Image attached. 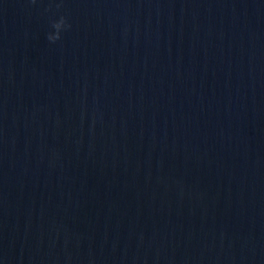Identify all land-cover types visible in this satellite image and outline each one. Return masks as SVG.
<instances>
[{
    "label": "water",
    "instance_id": "water-1",
    "mask_svg": "<svg viewBox=\"0 0 264 264\" xmlns=\"http://www.w3.org/2000/svg\"><path fill=\"white\" fill-rule=\"evenodd\" d=\"M0 264H264V0H0Z\"/></svg>",
    "mask_w": 264,
    "mask_h": 264
},
{
    "label": "clouds",
    "instance_id": "clouds-1",
    "mask_svg": "<svg viewBox=\"0 0 264 264\" xmlns=\"http://www.w3.org/2000/svg\"><path fill=\"white\" fill-rule=\"evenodd\" d=\"M31 3L35 4L36 0H31ZM63 0H56V8L59 9L62 6ZM49 9H45L48 11ZM51 31L47 34V40L50 43H56L62 39V33L71 28V24L68 22V18L65 15H60L58 19L50 20Z\"/></svg>",
    "mask_w": 264,
    "mask_h": 264
}]
</instances>
